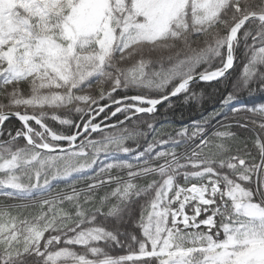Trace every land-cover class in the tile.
Here are the masks:
<instances>
[{"label":"snow or ice","instance_id":"6c2138e0","mask_svg":"<svg viewBox=\"0 0 264 264\" xmlns=\"http://www.w3.org/2000/svg\"><path fill=\"white\" fill-rule=\"evenodd\" d=\"M257 94L264 0H0V264H264Z\"/></svg>","mask_w":264,"mask_h":264},{"label":"trees","instance_id":"16d2710c","mask_svg":"<svg viewBox=\"0 0 264 264\" xmlns=\"http://www.w3.org/2000/svg\"><path fill=\"white\" fill-rule=\"evenodd\" d=\"M242 64L237 62L235 68L231 70V75L223 83H210V84H194L190 87V91L187 94L182 93L175 99L165 103L159 108L158 113L155 115V120L158 121L157 127L160 124H164L169 129L179 128L182 125L190 124L193 120H200L202 117L207 116L213 111L215 107H218V101L222 95L227 91H231V81L234 80L240 73ZM193 93H196L200 98L186 99V96L191 97ZM249 100V103H260V96L257 94L254 99L245 97ZM105 103V101H101ZM169 104L171 107H169ZM149 119L147 116H142L141 121ZM132 123H135L133 121ZM19 122L15 120H9L7 127L15 129L19 127ZM131 126V124H129ZM58 127V126H57ZM252 135L251 132L248 133ZM63 187V185H61ZM115 254H121L117 249Z\"/></svg>","mask_w":264,"mask_h":264},{"label":"water","instance_id":"95a60500","mask_svg":"<svg viewBox=\"0 0 264 264\" xmlns=\"http://www.w3.org/2000/svg\"><path fill=\"white\" fill-rule=\"evenodd\" d=\"M198 82H201V81L197 80L196 82L190 84V86L193 85V84H195V83H198ZM204 83H205V82H204ZM174 98H175V97H171L170 100H172V99H174ZM159 107H160V106H159ZM12 119H15V118H12ZM15 120H16V119H15Z\"/></svg>","mask_w":264,"mask_h":264}]
</instances>
